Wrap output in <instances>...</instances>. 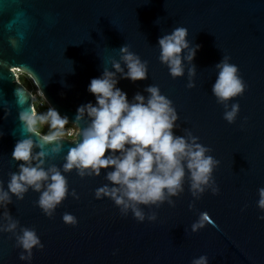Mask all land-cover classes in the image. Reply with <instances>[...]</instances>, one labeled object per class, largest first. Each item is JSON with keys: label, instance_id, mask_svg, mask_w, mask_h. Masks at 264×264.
<instances>
[{"label": "water", "instance_id": "obj_1", "mask_svg": "<svg viewBox=\"0 0 264 264\" xmlns=\"http://www.w3.org/2000/svg\"><path fill=\"white\" fill-rule=\"evenodd\" d=\"M177 26L186 27L187 38L200 45L192 88L187 67L185 75L173 78L159 60L158 38ZM124 44L148 62V77L120 79L117 86L129 99L138 91L147 95L148 85L160 87L178 113L174 132L189 129L220 161L213 171L219 192L208 190L196 199L186 180L174 206L142 205L157 219L140 222L131 211L122 215L111 199L95 197V189L109 183L105 170L80 177L73 169L63 174L69 193L75 189L79 199L69 194L51 217L31 189L7 206L43 244L33 248L30 264H191L202 254L209 264H264V219H259L264 212L257 207L258 189L264 187V0H0V181L6 188L17 171L11 156L16 141L31 136L39 142L43 136L18 118L19 111L34 106L15 70L27 74L48 106L72 124L79 105L95 103L90 80L105 67L111 70ZM223 55L238 66L246 84L243 94L229 101L240 105L233 123L224 119V107L211 92ZM16 90L23 92L24 103ZM73 140L64 137L61 152L51 154L47 164L62 166ZM55 143L45 148L50 151ZM66 212L77 218L75 225L63 221ZM200 213L208 220L192 232ZM21 251L11 233L0 232V264H29L19 259Z\"/></svg>", "mask_w": 264, "mask_h": 264}, {"label": "clouds", "instance_id": "obj_2", "mask_svg": "<svg viewBox=\"0 0 264 264\" xmlns=\"http://www.w3.org/2000/svg\"><path fill=\"white\" fill-rule=\"evenodd\" d=\"M187 37L188 29L177 26L161 35L157 44L159 60L167 66L169 74L173 78L183 76L187 67V87L192 88L196 73L192 62L200 45L193 44ZM11 43L16 45L15 40ZM119 53V59L111 61V70L105 67L99 77L90 80L88 91L94 95L95 103L89 101L77 107L72 122L76 126L74 131L66 132L69 119L55 107L50 106L39 114L30 107L19 111L18 118L28 131H35L38 124L50 129L39 142L31 136L16 141L11 156L18 162L17 171L10 173L6 188L0 181V209L3 210L0 211L3 219L0 232H9L15 237L16 245L22 249L19 254L22 261L30 264L33 248L42 249L43 244L36 230L21 226L7 206L12 203L13 196L23 199L31 189L39 193L36 204L51 217L69 194L79 199L75 189L69 193L67 177L63 174L73 169L80 177L99 176L101 170H105V179L109 183L97 187L95 197L111 199L122 215L131 211L140 222L157 219L154 211L146 213L142 205L159 207L167 202L174 206L173 197L184 191L186 180L196 199L208 190L213 194L219 192L213 171L220 161L189 129L185 128L183 135L174 132L179 127L178 113L171 99L161 93L160 87L148 85L144 89L147 95L138 91L129 99L127 93L117 86L120 79L135 82L148 77V62L131 51L127 44L120 47ZM215 69L211 92L224 107V119L233 123L240 105L238 102L229 104V101L242 95L246 84L239 75L238 66L230 63L228 55L222 56ZM16 95L18 102L24 103L23 92L16 90ZM80 121H86L83 127ZM65 136L74 137V146L69 147L64 155L62 166L47 164L51 154L61 152V141ZM53 141L56 143L49 151L45 145ZM189 207L192 208L193 204L190 203ZM257 207L264 212V187L258 189ZM62 219L71 225L77 223L71 213H64ZM259 219H264V215ZM207 220V213H200L191 224V231H198ZM191 264H209L208 256L194 257Z\"/></svg>", "mask_w": 264, "mask_h": 264}, {"label": "rangeland", "instance_id": "obj_3", "mask_svg": "<svg viewBox=\"0 0 264 264\" xmlns=\"http://www.w3.org/2000/svg\"><path fill=\"white\" fill-rule=\"evenodd\" d=\"M17 78L18 80L32 93L33 95V106L35 108V111L39 113H44L49 108L47 102L45 99L41 96L37 86L33 82V80L25 73H22L20 70H18ZM75 126L71 123L66 125V132L71 131L72 129L75 130ZM36 130L41 133L42 135L48 134L50 129L47 125L44 124H38L36 127Z\"/></svg>", "mask_w": 264, "mask_h": 264}, {"label": "built area", "instance_id": "obj_4", "mask_svg": "<svg viewBox=\"0 0 264 264\" xmlns=\"http://www.w3.org/2000/svg\"><path fill=\"white\" fill-rule=\"evenodd\" d=\"M16 71V70H15ZM18 72V71H17ZM34 110H35V108H34ZM71 131H74V129H72ZM65 137H67V138H73V137H68V136H65Z\"/></svg>", "mask_w": 264, "mask_h": 264}, {"label": "bare ground", "instance_id": "obj_5", "mask_svg": "<svg viewBox=\"0 0 264 264\" xmlns=\"http://www.w3.org/2000/svg\"><path fill=\"white\" fill-rule=\"evenodd\" d=\"M18 69H16V72H17Z\"/></svg>", "mask_w": 264, "mask_h": 264}]
</instances>
